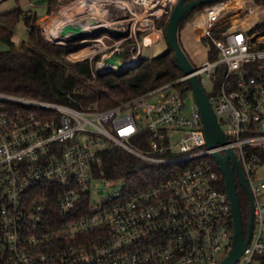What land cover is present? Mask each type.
<instances>
[{"label": "built area", "instance_id": "2783aa9c", "mask_svg": "<svg viewBox=\"0 0 264 264\" xmlns=\"http://www.w3.org/2000/svg\"><path fill=\"white\" fill-rule=\"evenodd\" d=\"M178 1L57 0L56 13L89 3L94 9L75 12V20L63 22L61 29L84 18L96 20L85 25L86 31L118 29V43L130 39L132 56L124 60L134 66L142 52L137 35L162 31L157 20L169 18ZM203 12L199 39L215 45L218 56L127 102L81 109L0 91V264L219 263L232 250L235 229L214 153L228 148L235 151L254 198L252 236L234 264H264V161L253 153L264 149V36L251 30L258 20L243 22L230 0ZM43 30L52 42L46 21ZM112 33L86 34L95 45L75 54L103 49ZM69 38L54 40L65 44ZM104 59L97 61L96 73L119 71ZM192 75L206 91L226 143L208 145ZM188 94L194 98L189 107ZM143 129L150 131L145 148L135 143ZM114 145L179 167L163 169L164 178L141 187L126 178L95 175L100 153Z\"/></svg>", "mask_w": 264, "mask_h": 264}, {"label": "trees", "instance_id": "16d2710c", "mask_svg": "<svg viewBox=\"0 0 264 264\" xmlns=\"http://www.w3.org/2000/svg\"><path fill=\"white\" fill-rule=\"evenodd\" d=\"M46 1L45 12L50 13L57 0ZM217 1L221 0L197 6L182 20L178 31L179 42L188 57L189 54L181 39V28L197 11ZM255 2L264 6V0ZM41 14L35 7L17 6L0 15V42L8 46L0 50V91L59 102L81 109L102 110L127 102L183 74L174 50L169 45L164 52L155 56H143L141 52L139 63L123 71L96 73L95 64L100 60L99 55L93 58L68 60L67 52L77 45L51 43L39 35L37 21ZM21 20L28 27V36L16 43L13 39L14 28ZM167 21V16L157 20V26L164 28L165 39ZM251 30L257 35L264 36V18ZM208 46L207 58H216L218 50L215 45ZM159 71L165 73L158 77ZM149 135L150 131L143 129L135 143L142 148L147 147ZM253 153L258 156V160L264 161V149L254 148ZM95 167L97 176L126 178L130 183L141 187L164 178L163 169L179 166L149 161L134 155L125 147L114 145L100 153L98 160L95 161ZM222 181L225 184L224 178ZM237 194L246 235L250 200L239 181Z\"/></svg>", "mask_w": 264, "mask_h": 264}, {"label": "water", "instance_id": "95a60500", "mask_svg": "<svg viewBox=\"0 0 264 264\" xmlns=\"http://www.w3.org/2000/svg\"><path fill=\"white\" fill-rule=\"evenodd\" d=\"M213 0H179L173 7L171 14L169 15L166 28V40L168 45L174 50L176 59L182 69L183 73L189 74L193 72L194 65L182 48L179 42V26L184 19L185 15L195 9L197 6L209 3ZM96 20L93 18H84L77 21L76 24L67 23L61 29V34L69 37L78 36L81 34L97 33L103 30H110L120 34V31L113 27H92L86 31L83 24L94 23ZM125 50L115 51L111 56L104 59L105 63L116 65L117 70L123 71L130 67L124 60ZM113 71L111 68L101 73ZM165 71H159L157 76H161ZM191 83L195 100L202 113V119L204 123L205 133L207 137V143L210 146H216L218 143H226L227 137L219 123L215 111L211 105L209 97L204 90L199 78L196 75H192L189 78ZM214 156L220 166L222 175L225 180L226 188L229 193V198L232 204V212L234 218V237L233 247L229 255L217 264H234L241 254L244 252L247 244L249 243L254 224V198L243 172V169L236 157V153L232 148H228L224 154L215 152ZM238 179V180H237ZM239 184L247 191L250 200V217L248 223L247 234H244V222L239 203V197L237 194V185Z\"/></svg>", "mask_w": 264, "mask_h": 264}, {"label": "rangeland", "instance_id": "374dc122", "mask_svg": "<svg viewBox=\"0 0 264 264\" xmlns=\"http://www.w3.org/2000/svg\"><path fill=\"white\" fill-rule=\"evenodd\" d=\"M46 0H4L0 3V15L3 12H6L12 8H15L17 6L22 7H35L36 9L41 12V16L39 17L37 24H38V32L39 35L43 37V23L45 21L53 20L58 14L56 13L58 3L55 5L53 10L50 13L45 12L46 8ZM230 3H232L234 6L239 7L241 12H238L237 16H240V19L245 22L246 24H252L256 22L257 20L260 21V19L264 18V6L260 5L259 3H256L255 0H230ZM241 6V7H240ZM260 10L258 11V9ZM251 9V11L249 10ZM204 10V9H203ZM203 10L197 11L194 15L199 16L203 12ZM156 33L157 37L155 42L151 44H145L147 42L145 40V36L148 34ZM181 39L183 42V45L189 54V59H191V62L195 65H201L203 61L207 59L208 56V49L209 46L204 42V40L199 39L196 36L195 28L192 23L187 22L180 31ZM142 35V36H141ZM28 36V27L24 23V21H19L16 27L14 28V37L16 43H19L23 39H26ZM86 34H81L78 37H72L71 39L63 40L66 43H56V44H62V45H77L74 49L67 52L66 58L68 60H76V59H83L86 57L93 58L97 55L100 56V59L103 57L107 58L111 56L115 51H122L125 50L124 59L130 58L132 56V52L128 49L129 48V41L130 39H124L120 43H118L117 40L121 39V36H117V33L114 32L112 35H110L108 38L105 37L103 40L104 47L101 50H95L96 47H94L92 50L93 52L85 54L84 56L78 57L77 54H75L76 51L82 49L83 53H87L91 50V46L95 45L96 41L90 40V39H84L86 38ZM137 38L141 40L142 43V55L151 57L158 55L159 53H162L166 50L168 44L167 40L165 39L164 34V28L162 27V31H159L158 29H152L147 32H142V34H138ZM83 39V40H82ZM46 40V39H45ZM48 41V40H47ZM51 43H55V40L52 39ZM154 41V40H152ZM50 42V41H49ZM148 43V42H147ZM8 46L4 43L0 42V50L6 49ZM78 49V50H77ZM128 49V50H127ZM129 54V55H128ZM140 61V58H139ZM137 62L136 64H138ZM96 65V64H95ZM133 66V65H132ZM193 95L188 94L185 98V102L187 106L189 107L193 102ZM261 174L264 177V164L260 168ZM107 190H103L102 192H98L97 195L93 198V201L96 203L97 201H101L103 199V194H105Z\"/></svg>", "mask_w": 264, "mask_h": 264}, {"label": "bare ground", "instance_id": "6f19581e", "mask_svg": "<svg viewBox=\"0 0 264 264\" xmlns=\"http://www.w3.org/2000/svg\"><path fill=\"white\" fill-rule=\"evenodd\" d=\"M84 4L81 3V4L78 5L77 8H73L68 13H65L63 15L56 16L53 20L46 21V26H47L46 33H50V36L53 39H60L62 37V34H61V30L60 29H61V25L63 24V22L74 21L75 20V14H76L75 12H77V11H81L83 9L90 10L91 8H93L92 6L89 5V3L87 5L84 2ZM99 12H100V10H99ZM83 25L85 27L86 24H83ZM156 37H157V34L156 33L148 34L146 36V39L145 40L148 43H150V42H152V40H155Z\"/></svg>", "mask_w": 264, "mask_h": 264}, {"label": "crops", "instance_id": "0c3cea01", "mask_svg": "<svg viewBox=\"0 0 264 264\" xmlns=\"http://www.w3.org/2000/svg\"><path fill=\"white\" fill-rule=\"evenodd\" d=\"M205 20V14L204 12H202L201 14H199V16H193L189 21L190 23H192L194 25L195 28V32H196V36L199 38V35L202 33V29H203V23ZM188 21V22H189ZM146 44H151V43H147ZM153 43V42H152Z\"/></svg>", "mask_w": 264, "mask_h": 264}]
</instances>
